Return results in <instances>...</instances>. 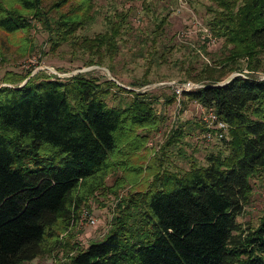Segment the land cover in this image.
I'll return each instance as SVG.
<instances>
[{
	"label": "trees",
	"instance_id": "16d2710c",
	"mask_svg": "<svg viewBox=\"0 0 264 264\" xmlns=\"http://www.w3.org/2000/svg\"><path fill=\"white\" fill-rule=\"evenodd\" d=\"M91 1L53 0L44 7L43 0H0V31L27 32L33 20L49 51L79 42L96 58L87 64L101 66L131 31V12L105 16L104 32L78 39L76 31L93 20ZM210 2L206 26L222 46L208 63L187 64L185 80L203 87L183 98L227 124L220 140L226 153L207 155L205 165L189 158L186 170L154 171L147 186L117 208L106 234L65 264H264V211L255 227L236 222L250 179L264 172V80L252 75L264 71V0ZM166 24L165 16L152 21L149 59L170 51L160 43ZM232 73L238 74L219 85ZM27 76L4 74L10 85L0 87V264L29 262L50 240L54 246L84 199L101 189L119 136L131 137L156 119L152 96L112 81L75 74L21 85ZM111 88L133 97L124 107L108 106ZM197 128L204 130L201 123ZM134 136L141 140L132 152L145 139ZM181 137L179 128L171 131L163 150L179 146Z\"/></svg>",
	"mask_w": 264,
	"mask_h": 264
},
{
	"label": "rangeland",
	"instance_id": "374dc122",
	"mask_svg": "<svg viewBox=\"0 0 264 264\" xmlns=\"http://www.w3.org/2000/svg\"><path fill=\"white\" fill-rule=\"evenodd\" d=\"M53 0H43L47 7ZM93 20L76 31L78 39L91 38L104 32V17L120 12H131L128 18L131 31L118 41V53L109 62L101 60V66L88 65L96 58L77 46L62 44L56 51H49L46 33L33 21L27 32L7 34L0 31V87L10 85L3 81L4 74L13 73L28 78L50 77L46 68H52L66 77L72 72L95 78L99 82L112 81L127 92L146 93L153 98L154 122L143 129H136L131 137L119 136L118 151L110 157L109 168L101 189L94 191L80 204V208L63 232H59L56 244L52 240L43 247V252L23 264H65L66 258L77 249H84L89 243L99 241L107 232L110 219L121 209L130 193L142 191L151 181L154 171L167 169L186 170L188 159L198 165H205L206 157L217 152L226 153L220 141H205L197 125L200 107L181 96L179 105L171 87L156 86L160 82H189L185 80L186 66L199 67L215 59L222 46L221 40L213 36L206 26L213 7L210 0H92ZM166 17L164 36L160 43L170 47L163 59L148 56L150 30L155 18ZM160 43L156 47L161 49ZM206 53V55L204 54ZM264 64V58L262 59ZM242 61H240V65ZM107 67L112 69L109 71ZM44 69V70H43ZM149 73L143 77L144 71ZM241 73L245 74L246 70ZM228 75L225 81L231 75ZM75 75V74H74ZM254 78L264 77V71L253 72ZM64 78V77H63ZM52 80V77H50ZM144 79L145 82H141ZM222 81V82H223ZM21 82V83H23ZM221 82V83H222ZM137 83V84H133ZM142 83V84H141ZM146 83V84H145ZM199 84V83H196ZM220 84V83H219ZM147 86H151L150 89ZM153 87V89H152ZM111 88L105 97L108 106L124 107L133 95ZM182 131L179 146L163 150L171 131ZM144 135L139 149L138 136ZM141 140V139H140ZM136 169L138 171H136ZM89 211L94 225L89 226L81 219V211ZM264 211V172L250 179V192L236 222L241 228L255 227Z\"/></svg>",
	"mask_w": 264,
	"mask_h": 264
},
{
	"label": "built area",
	"instance_id": "2783aa9c",
	"mask_svg": "<svg viewBox=\"0 0 264 264\" xmlns=\"http://www.w3.org/2000/svg\"><path fill=\"white\" fill-rule=\"evenodd\" d=\"M44 70V69H43ZM46 71L48 72V76L52 77V79H64V78H69L73 76L74 74L80 72H72L67 75V77L62 74L57 72V70H54L52 68H46ZM64 77V78H63ZM259 80H264V77L258 78ZM156 86L159 87H171L173 90V94L175 95V104L179 105L180 98L183 96V94L188 93L192 90L199 89L203 87L201 84H196V83H189L187 81L185 82H163L159 83ZM150 87L151 86H147ZM153 89V87H152ZM200 107V106H199ZM200 114H199V121L203 126V132L201 133L202 138L207 141H220L222 139L226 138V132H227V124L221 121L211 110H205L200 107ZM81 219L85 220L86 223L89 226L94 225V219L91 218L90 213L86 210L81 211L80 213Z\"/></svg>",
	"mask_w": 264,
	"mask_h": 264
},
{
	"label": "water",
	"instance_id": "95a60500",
	"mask_svg": "<svg viewBox=\"0 0 264 264\" xmlns=\"http://www.w3.org/2000/svg\"><path fill=\"white\" fill-rule=\"evenodd\" d=\"M234 76H237V75H231V76H229L225 81H223L222 83H220L219 85H224L225 83H227L230 79H232ZM24 83V82H23ZM23 83H21V85L23 84ZM20 85V86H21Z\"/></svg>",
	"mask_w": 264,
	"mask_h": 264
}]
</instances>
